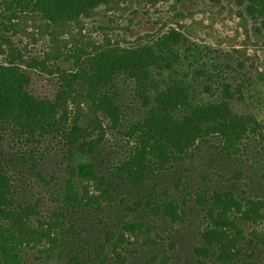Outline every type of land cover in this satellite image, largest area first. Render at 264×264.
Returning a JSON list of instances; mask_svg holds the SVG:
<instances>
[{
	"label": "rangeland",
	"instance_id": "1",
	"mask_svg": "<svg viewBox=\"0 0 264 264\" xmlns=\"http://www.w3.org/2000/svg\"><path fill=\"white\" fill-rule=\"evenodd\" d=\"M237 1L123 0L101 5L91 16H81L77 21L53 23L40 12L18 7V17L5 18L11 12L5 11L0 0V35L22 53L17 62L30 74L27 89L36 97L54 100L63 85L61 75L75 73L80 67L88 69L84 62L100 47L153 44L164 33L175 30L182 35L179 49L183 63L178 69L182 75L189 74L193 102H226L233 112L228 124L243 117L248 128L243 137L228 132L232 147H228L222 132L215 131L197 137L192 144L196 148L183 162L168 163L162 158L163 166H157L162 173L151 171L140 194L137 187L119 178L106 199L90 200L91 204L83 207L69 205L65 182L74 177L71 166L92 162L97 172L106 176L127 161L136 147L128 131L145 115L146 108L136 82L120 73L113 81L120 109V121L115 126L106 114L95 113L90 101L71 107L82 115V127L90 125L99 131L100 148L94 155L83 154L78 146L71 149L63 132L37 133L33 139L12 127L0 130V160L12 179V198L36 208L35 220L42 217L50 222L62 213L65 225L56 232L71 242L82 244L85 239L95 248L109 230L129 220L144 219L152 227L151 238L142 233L138 240L132 238L134 243L126 247L130 264H196L195 249L203 244L201 233L209 227L210 218L192 199L201 192L230 189L245 199L242 208L228 210L246 236L240 261L255 255V260L264 264V19L260 15L252 17L245 1L241 5ZM5 48L1 62H6L11 52L9 46ZM159 73L167 80L173 76L169 71ZM74 87L78 93L85 92L81 83ZM217 118L223 120L222 116ZM185 130L192 131L188 127ZM73 183L79 196L86 189L91 196L99 193L93 182L76 178ZM139 201L146 205L149 201L151 207L145 209L149 215L160 202L174 201L179 213L182 204H188L181 221L170 223L159 218L153 226L154 221L145 219V212L137 211ZM72 225L74 229H70ZM45 242L49 243L47 239ZM157 252L167 259L151 260ZM23 257L27 264H59L31 247H24Z\"/></svg>",
	"mask_w": 264,
	"mask_h": 264
},
{
	"label": "trees",
	"instance_id": "2",
	"mask_svg": "<svg viewBox=\"0 0 264 264\" xmlns=\"http://www.w3.org/2000/svg\"><path fill=\"white\" fill-rule=\"evenodd\" d=\"M120 1L123 0H1L5 11L11 12L5 18L12 20L18 17L15 11L18 7L21 10L40 12L44 19L53 23L77 21L81 16H91L101 5ZM244 1L252 17L257 19L260 15L264 19V0ZM237 3L241 5L242 0ZM0 39V54L6 53V46L11 49L6 62L0 61V130L12 127L33 139L37 133L44 136L63 132L71 149L78 146L83 154L94 155L100 148L99 131L90 125L82 127V115L71 107L80 105L81 101H90L94 112L106 114L115 126L120 121V109L115 101L113 81L120 73H125L136 82L146 112L128 131L136 140L131 157L118 164L106 176L100 175L92 162L84 161L71 166L74 177L65 182L69 205L77 203L78 207H83L91 204L90 200L106 199V196H111L110 188L114 180L119 178L137 187L140 194L146 176L151 171L159 170L155 173H162V169L157 168L158 165L163 166L162 158H166L168 163L183 162L196 148L192 144L197 137L215 131L222 132L226 144L232 147L233 141L228 132H234L236 137L248 133L246 118L241 117L228 124L227 119L232 118L233 112L226 102L225 105H198L193 102L189 74L182 75L178 69L183 63L179 49L182 35L178 31L171 30L153 44L147 43L135 48L100 47L95 55L88 57V65L84 62L88 69L80 67L75 73L64 72L61 75L63 85L54 100L40 99L27 89L31 76L17 62V59L23 57L22 53L13 48L10 39L3 35H0ZM77 62L81 65V60ZM30 66L33 67L34 63H30ZM159 70L169 71L173 76L167 80L158 74ZM80 83L86 87L85 92L78 93L74 87ZM179 111L182 116L177 117ZM217 116H222L223 120L220 121ZM187 127L192 131L185 130ZM4 168L0 160V264H27L23 257L24 247L37 249L40 254L58 260L59 264H130L126 247L134 243L132 238L138 240L139 233L151 238L152 227L144 219H137L126 221L119 228L106 232L98 248L91 247L85 239L82 244L71 242L56 232V229L59 231L65 225L61 220L62 213H58L57 218L50 222L40 219L42 217L35 220L36 208L12 198V179ZM76 178L81 182H93L99 193L91 196L86 189L79 196L73 183ZM85 199L88 202H83ZM192 200L210 218L209 227L201 233L203 244L195 249L198 255L196 264H261L255 260V255H248L240 261L244 257L241 249L246 236L229 216V209L242 208L245 199L238 198L233 190L225 189L201 192ZM187 204L188 201L182 204L179 213L178 204H174V201L160 202L152 207L153 217L145 211L151 207L149 201L147 205L139 201L136 208L138 212H145V219L154 221V226L159 218L170 223L181 221L186 214ZM70 229H74V225ZM46 239L49 243L45 242ZM213 249L216 252H212ZM159 258L167 259L164 253L151 255V260Z\"/></svg>",
	"mask_w": 264,
	"mask_h": 264
}]
</instances>
